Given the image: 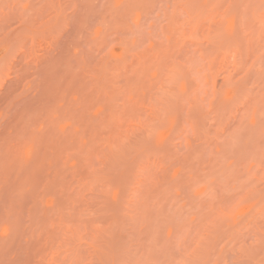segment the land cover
Masks as SVG:
<instances>
[{"label":"rangeland","instance_id":"obj_1","mask_svg":"<svg viewBox=\"0 0 264 264\" xmlns=\"http://www.w3.org/2000/svg\"><path fill=\"white\" fill-rule=\"evenodd\" d=\"M0 264H264V0H0Z\"/></svg>","mask_w":264,"mask_h":264}]
</instances>
